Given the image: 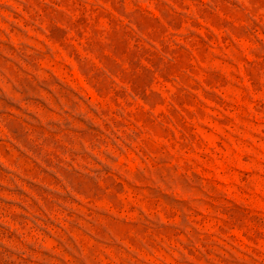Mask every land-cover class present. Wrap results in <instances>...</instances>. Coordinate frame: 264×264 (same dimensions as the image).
<instances>
[{
  "label": "rangeland",
  "instance_id": "1",
  "mask_svg": "<svg viewBox=\"0 0 264 264\" xmlns=\"http://www.w3.org/2000/svg\"><path fill=\"white\" fill-rule=\"evenodd\" d=\"M0 264H264V0H0Z\"/></svg>",
  "mask_w": 264,
  "mask_h": 264
}]
</instances>
